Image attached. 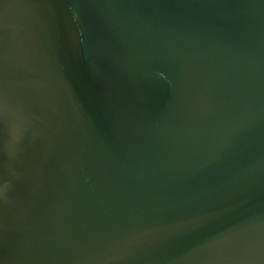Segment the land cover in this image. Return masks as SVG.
<instances>
[{"label": "water", "instance_id": "1", "mask_svg": "<svg viewBox=\"0 0 264 264\" xmlns=\"http://www.w3.org/2000/svg\"><path fill=\"white\" fill-rule=\"evenodd\" d=\"M0 264H264V0H0Z\"/></svg>", "mask_w": 264, "mask_h": 264}]
</instances>
